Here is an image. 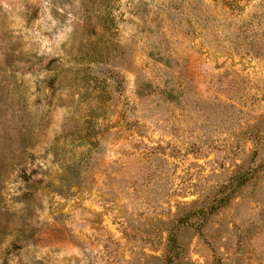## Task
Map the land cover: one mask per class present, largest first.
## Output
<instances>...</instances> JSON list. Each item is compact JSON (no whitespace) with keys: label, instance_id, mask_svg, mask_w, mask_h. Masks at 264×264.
<instances>
[{"label":"rangeland","instance_id":"1","mask_svg":"<svg viewBox=\"0 0 264 264\" xmlns=\"http://www.w3.org/2000/svg\"><path fill=\"white\" fill-rule=\"evenodd\" d=\"M0 264H264V0H0Z\"/></svg>","mask_w":264,"mask_h":264},{"label":"trees","instance_id":"2","mask_svg":"<svg viewBox=\"0 0 264 264\" xmlns=\"http://www.w3.org/2000/svg\"><path fill=\"white\" fill-rule=\"evenodd\" d=\"M174 233H175V232H174ZM176 240H177V234H176V233L173 234V231L170 230V233H169V241H170V242H176Z\"/></svg>","mask_w":264,"mask_h":264}]
</instances>
